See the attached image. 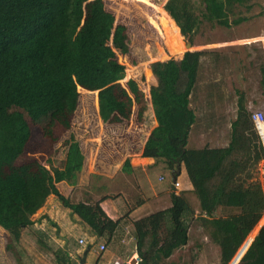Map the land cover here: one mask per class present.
Masks as SVG:
<instances>
[{
  "label": "trees",
  "instance_id": "trees-1",
  "mask_svg": "<svg viewBox=\"0 0 264 264\" xmlns=\"http://www.w3.org/2000/svg\"><path fill=\"white\" fill-rule=\"evenodd\" d=\"M250 2L166 0L162 10L155 7L161 14L160 26L153 24L169 52L183 54L179 59L150 63L149 71L156 83L150 86L147 98L135 80L121 83L125 66L117 61L116 52L129 51L126 27L115 23L103 0H0V61L12 58L37 61L59 84L71 83L79 89L97 92V113L104 123L127 122L134 114L137 121L143 122L151 104L157 125L150 131L141 154L162 162L174 177L184 166L191 192L199 202L198 220L219 248V264H227L237 250L240 256L230 264H237L240 257L239 264H264V223L260 227L264 213V150L240 91L228 144L187 147L190 131L198 122L191 105L206 51H189L192 47L185 52L177 51L169 44L165 30L173 23L176 33L189 37L193 45L192 38L204 22L230 27L247 20L231 15L238 6L249 8ZM260 71L264 98V68ZM30 134L23 113L12 110L0 96V161L11 165L12 179L10 190L4 188L5 195L0 188V224L6 227L8 251L14 250L13 244L19 242L21 229L32 224L26 214L41 205L47 192L44 174L49 173L40 163L14 164L24 152ZM77 162L80 167L81 161ZM259 164L263 182L256 177ZM130 167L126 159L122 169L128 171ZM77 169L80 168H72V176ZM54 193L92 234L115 244L112 241L116 239L120 219L108 217L99 202L70 204L60 192L54 189ZM186 193L189 192H172L169 208L131 222L139 257L137 264H168L166 261L187 245L190 239L187 218L194 211ZM218 208L236 212L217 217L214 213ZM14 259L20 262L19 257ZM56 259L57 264H70L67 255Z\"/></svg>",
  "mask_w": 264,
  "mask_h": 264
},
{
  "label": "rangeland",
  "instance_id": "rangeland-1",
  "mask_svg": "<svg viewBox=\"0 0 264 264\" xmlns=\"http://www.w3.org/2000/svg\"><path fill=\"white\" fill-rule=\"evenodd\" d=\"M103 1L106 9L113 13L115 23L126 27L129 51L126 54L116 52L117 61L125 66V77L121 83L125 85L129 79L135 80L138 87L149 98L150 86L155 83L149 71L150 63L183 54H171L165 45L164 38L153 24L156 22L160 26L158 18L161 14L156 11V8L162 10L166 0ZM237 16L247 17V20L230 27L204 22L193 36V46L188 50H196L193 48L195 41L217 43L255 36L258 29L264 26V0H251L249 8L244 5L238 6L231 18ZM168 25L165 31L169 34V44L171 43L170 45L177 51H187L185 38L176 33L173 23ZM165 34L167 35L166 32ZM248 40L253 42L258 38L240 40L238 44L231 46L224 45L220 48V53L203 49L207 50V54L202 61L201 80L191 105L197 114L198 122L190 131L187 147L222 145L221 142L216 143L215 139L223 138L226 122L235 115L233 110L236 106L237 91L242 92L244 101L249 99L250 102L252 100L255 102L248 110L249 112L259 110L264 113L259 72V65L264 62V59L262 62L264 42L245 43ZM212 48L215 47H211V50ZM201 92L205 95L203 102H201L202 95H199ZM0 96L12 110L23 113L31 128L24 152L14 161V164L33 165L34 162H38L49 173L44 174L47 192L43 202L35 210L32 209L33 212L31 210L26 214L28 219L32 218L34 221L38 216L33 218V214L43 206L54 204L57 200L54 189L60 192L70 204L79 203L77 201H80L82 197L79 191L81 186L86 187V185L91 188L92 194L89 195L95 194L94 189L101 188L100 195L108 194L110 197H115L117 176H119L117 164L126 151L140 150L142 141L151 127V112L147 110L143 122L137 121L135 114L127 122H102L97 113L95 93L79 89L71 83L59 84L44 66L33 60L12 58L0 61ZM148 102L150 104L149 99ZM136 125L140 127L136 128ZM203 128L212 130L210 135L207 137L205 135L204 141L199 135V130ZM77 161H81L80 167ZM261 165L258 166L256 177L263 182ZM74 167L80 169L73 170L76 172H73L72 176ZM10 172L11 165L0 161V188L4 191V188L7 191L11 188ZM131 172L132 170L129 169L126 173ZM99 173L104 175H98ZM160 175H165L167 182L172 178L171 170L164 164H158L151 172L152 180ZM149 178L150 176L147 177ZM162 180L159 179V182H163ZM178 180L182 184H180L181 188L191 184L185 170ZM3 190L1 193L5 195L7 191ZM186 196L194 211L193 215L187 218L190 239L187 245L177 250L166 263L219 264V248L211 241L206 229L198 220L200 216L198 199L192 192L186 193ZM59 202L62 208V203ZM13 204L20 206L16 202ZM233 212L235 213L236 210L218 208L214 216H224ZM6 213L7 211H4L3 215ZM48 225L52 226L48 221L42 227ZM27 227L21 229L19 242L13 244L14 250L8 251L5 248L9 239L5 233L6 227L0 224V264H54L57 256L67 255L60 249L61 252L55 256L53 251L55 247L47 245L49 237L45 240L39 233L35 236L28 232H31L33 228L38 230L39 223H32L30 227ZM39 230L43 231V228ZM50 230L49 228L48 231ZM74 242L72 240L70 243ZM239 255L237 250L227 264ZM102 256H104L103 253L98 255L99 260H95V264L104 259ZM14 257H19L20 262L15 261ZM76 259L75 264H78V258ZM129 261L133 264L131 260Z\"/></svg>",
  "mask_w": 264,
  "mask_h": 264
},
{
  "label": "crops",
  "instance_id": "crops-1",
  "mask_svg": "<svg viewBox=\"0 0 264 264\" xmlns=\"http://www.w3.org/2000/svg\"><path fill=\"white\" fill-rule=\"evenodd\" d=\"M255 36L246 37L245 39H243V37L235 38L217 43H200L195 41V45L193 48L196 50L207 49L210 51H215V53H220V48L224 47V45H235L238 44L240 40H247L248 38H258L257 41L264 42V26L258 29V32ZM259 38L262 39L260 40ZM257 41L253 40V42ZM253 42L252 40H248L245 43L250 44ZM211 47L215 48H212L211 50ZM207 50L203 51L207 52ZM205 55L201 60L205 59ZM181 56L182 55H178L174 58L179 59L181 58ZM263 59L264 58H262V62ZM261 68H264V62L263 64L259 65L260 75ZM153 78L154 82L156 83V79L154 76ZM155 83H153L152 85H154ZM199 95H202L201 102H203V97L205 96L204 93L201 92L199 93ZM254 103L255 102H253V100L251 102L249 101V99L245 100V105L248 110L253 107ZM149 111L151 112L152 117V119H150L151 127L146 133L144 140L142 141L139 150L140 152L126 151L125 154L122 155L121 161L117 164V174H119V176H117V195L115 197H110L108 196V194L100 195L99 192L102 191L101 188L94 189L96 190L94 192L95 194L89 195L92 194L89 185H86V187L81 186V189L79 191L82 197H80V201L77 202H82L85 204H94L96 202H99L100 206L108 217L112 219H120V224L117 228L116 239L112 241L115 243L113 246L111 245V242L106 241L105 238L101 237L100 239H98V237L92 234L88 226L84 224L76 214L72 213V211L68 207L62 205L57 198L54 204L50 203L48 204V206H43L37 211V213L33 214V218L37 216L38 217L36 218V221L32 220L31 218L32 223H39V228H43V231L39 230V228H37L38 230H35L33 228L34 230L32 229L31 232H28L31 234H35V236L39 233L45 240L49 237L50 240H48V247H55L53 249L54 254L59 252L60 249L64 250L65 253L69 256L68 261L70 264H75V260H77L76 258H78V264H95L96 261L99 260L98 255L101 253L104 254V256H102L104 259L100 260L98 264H122L124 262L126 264L129 260H132L134 257L138 256V254L136 253L135 238L132 233L133 230L131 222L145 217L155 211L169 208L172 205L170 200V195L172 192L176 194L180 191H187L189 193L191 192V184L187 185V187L185 188H181L182 184L178 180L180 174L183 172V170H185L183 165H181L179 175H177L176 177L173 176V172L171 171L172 178L168 182L165 175L156 176V178H153L152 180L151 172L153 168H155L158 164L162 165L163 163L156 162L154 159L148 157H143L141 154L143 145L150 131L157 125L151 104ZM233 111H235L236 115V106ZM235 115L226 122V129L224 130L223 138L215 139L216 143L220 144L221 142L222 145H213L212 147H224L228 144L230 122L235 118ZM210 117L212 116L210 115ZM137 127L140 126L136 125V128ZM199 131L200 137H203L202 141L205 140V135L207 137L212 132V130H207L205 128L200 129ZM126 159H129V164L131 166L130 168L132 170L131 173H126L127 171H124L122 169V164ZM98 175L102 176L104 174L99 173ZM148 176H150L149 179H147ZM159 179H161L163 182H159ZM175 182L178 183V186H174ZM58 202L61 204L62 208L60 207ZM48 221L52 226L48 225L46 227H42ZM30 226L31 225H29V227ZM49 228L51 229L50 231H48ZM5 233L7 232L5 231ZM81 238L84 240L83 244H79L78 242V240ZM72 240H74L75 242L70 243ZM89 244L91 245L87 247ZM100 244L105 245V249L103 251L99 250ZM238 258L236 257V259ZM54 264H57V261L55 259Z\"/></svg>",
  "mask_w": 264,
  "mask_h": 264
},
{
  "label": "built area",
  "instance_id": "built-area-1",
  "mask_svg": "<svg viewBox=\"0 0 264 264\" xmlns=\"http://www.w3.org/2000/svg\"><path fill=\"white\" fill-rule=\"evenodd\" d=\"M250 120L253 123V126L255 128V131L259 137L260 143L262 145V148L264 150V113L257 110V111H250ZM174 186H178V183L175 182ZM79 244H83L84 240L81 238L78 240ZM105 249L104 244L99 245V250L103 251ZM126 264H130V261H128Z\"/></svg>",
  "mask_w": 264,
  "mask_h": 264
},
{
  "label": "water",
  "instance_id": "water-1",
  "mask_svg": "<svg viewBox=\"0 0 264 264\" xmlns=\"http://www.w3.org/2000/svg\"><path fill=\"white\" fill-rule=\"evenodd\" d=\"M185 45L187 46V47H191L192 45H191V42L189 41V37H186L185 38ZM264 223V216H263V218H262V220H261V222H260V227L262 226V224ZM247 249V248H246ZM246 251V250H245ZM244 251V252H245ZM83 261V260H82ZM139 261V257H137V258H133L132 260H131V263H133V264H136L137 262Z\"/></svg>",
  "mask_w": 264,
  "mask_h": 264
},
{
  "label": "bare ground",
  "instance_id": "bare-ground-1",
  "mask_svg": "<svg viewBox=\"0 0 264 264\" xmlns=\"http://www.w3.org/2000/svg\"><path fill=\"white\" fill-rule=\"evenodd\" d=\"M186 48L188 49L189 47L186 46Z\"/></svg>",
  "mask_w": 264,
  "mask_h": 264
},
{
  "label": "clouds",
  "instance_id": "clouds-1",
  "mask_svg": "<svg viewBox=\"0 0 264 264\" xmlns=\"http://www.w3.org/2000/svg\"><path fill=\"white\" fill-rule=\"evenodd\" d=\"M241 258V257H240Z\"/></svg>",
  "mask_w": 264,
  "mask_h": 264
}]
</instances>
